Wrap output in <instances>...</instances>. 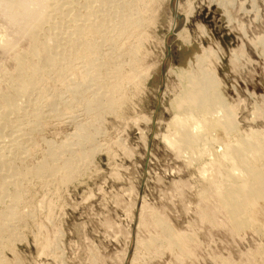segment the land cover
Wrapping results in <instances>:
<instances>
[{
    "label": "rangeland",
    "instance_id": "1",
    "mask_svg": "<svg viewBox=\"0 0 264 264\" xmlns=\"http://www.w3.org/2000/svg\"><path fill=\"white\" fill-rule=\"evenodd\" d=\"M89 1L63 0L67 13L53 21L66 28L75 14H86ZM139 3L147 5L141 10ZM134 11L142 13L143 27L124 43L128 50L141 44L136 58H120L127 82L122 104L95 122L94 153L72 179L63 182L58 174L48 186L34 177L25 183L20 240H7L4 256L10 264H126V258L129 264H264V0H137ZM0 32L11 33L5 22ZM29 39L16 49L26 53ZM3 56L1 80L14 70ZM73 80L46 85L49 94L63 93L60 116L32 134L35 140L22 149L29 156L18 166L46 159V140L73 139L75 119L86 118L83 106L71 103ZM226 149L235 163L226 162ZM218 164L231 171L239 165L255 182L254 221L243 211L237 181L223 177ZM158 222L177 232L179 247Z\"/></svg>",
    "mask_w": 264,
    "mask_h": 264
},
{
    "label": "bare ground",
    "instance_id": "2",
    "mask_svg": "<svg viewBox=\"0 0 264 264\" xmlns=\"http://www.w3.org/2000/svg\"><path fill=\"white\" fill-rule=\"evenodd\" d=\"M62 1L0 0V24L5 22L11 32L8 35H4L5 33L0 35V56L4 55L3 57H5L6 55L7 57L9 55L11 58L9 66L14 67V70L8 68L6 73H3L2 80L0 79V87H2L0 89V102H3L0 103V205L4 206L0 211V264H10L3 253L7 249L4 246V244H8L6 241L10 240L11 237H14V240L16 238V241L19 239L17 223L18 221L20 223L21 219L24 218L19 207L24 193L29 191L27 190L29 188L25 187V183L29 178L34 177L42 180L48 186L50 180L58 174H63V182L68 181L72 179L71 177L75 172H78L80 165L87 158L92 157L94 153L92 148L97 144V136L95 135H98L99 130L96 123L101 122L105 114L115 112L125 98L124 90L127 82L122 78V71L126 63H121V59L123 60L122 57L126 54L132 59L136 58L140 49L141 43L133 46V48L131 46L129 50L125 46V40H128L132 29L143 27V20L140 18L142 13L140 14L139 11L132 12L137 0H90L87 3L89 10L86 14L72 15V19L68 20L70 25L68 24L66 28L59 26L62 24L59 22L61 16L67 13H64L66 9L62 6ZM145 5L147 4L140 6L139 3V6L142 7L141 10ZM175 16L180 19L177 11ZM54 19L60 20L54 22ZM47 25L49 27L45 31L46 34H40L41 29ZM180 25L182 26V19ZM180 30L181 27L177 33ZM18 35L19 37H17ZM96 37H99L100 41L95 40ZM21 38H31L28 42L31 48L29 47L30 49L26 53L16 49L21 43ZM106 43L109 46L110 55L101 49ZM24 51L26 50L24 49ZM106 56L111 58L108 59ZM82 60L86 63L83 67L79 66L81 70L79 68L80 71L74 74L73 70L77 69V65ZM1 68H4V65H0V71ZM68 79L70 82L74 79L73 84L68 86V90L75 97L74 100L71 99L73 100L71 103L81 104L83 106L81 111L86 118L78 120L80 117H77L75 119L77 121L73 120L75 121L73 139H68L67 142L65 141L66 143L55 145L46 140L45 143L49 147L46 159L31 168L27 166L25 168L21 164L19 165L22 167L18 166L17 163L21 158L25 161L29 156L22 149L25 144H30L35 140L32 134L38 132L48 120L47 118L60 116L59 106L63 104V93L60 91L59 94H56L55 91L53 94H49V91L47 92L45 89L47 88L46 85L50 81L64 84L69 82ZM50 95L54 96V100L51 102H49L51 100ZM79 108L81 107L79 106ZM183 151L195 159L190 149L184 148ZM225 154L226 162L235 163L237 161L232 149H228ZM26 155H28L27 158ZM221 159H218L219 162ZM226 162L225 164H227ZM218 165L220 167H217V170L222 171L223 177L237 181L242 196L246 198L241 203L243 211L247 216L250 215L249 217L254 221L255 212L253 209L257 203L255 182L247 178L246 174L239 169L241 168L239 165L237 168L234 164L232 171L230 166ZM216 166L213 167L216 168ZM225 167L229 169L227 170ZM216 172L218 173V171ZM62 181L61 183H63ZM6 200H9L7 205L5 204ZM158 224L164 226L166 223L158 222ZM259 226H261L260 223ZM167 228L165 231L166 240L179 247L177 232L168 225ZM182 234L183 238L186 234ZM153 242L156 241L151 240L147 244L150 245ZM127 256L131 258L130 253Z\"/></svg>",
    "mask_w": 264,
    "mask_h": 264
},
{
    "label": "water",
    "instance_id": "3",
    "mask_svg": "<svg viewBox=\"0 0 264 264\" xmlns=\"http://www.w3.org/2000/svg\"><path fill=\"white\" fill-rule=\"evenodd\" d=\"M171 7H172V11H173L174 15H176V11H175V7H174V5L172 4ZM180 27H181V25H180L179 27H177L173 32L167 34L166 39H165V43H166L167 46H168L169 38H170L172 35H175V34L177 33V31L179 30ZM164 66H165V62H163V66H162L163 74H164ZM163 88H164V82L162 83V87H161V90H160L161 92H162ZM159 103H160V95H159V101H158V104H159ZM131 253H132V250H131V252H130V256H131ZM128 263H129V260L127 259L126 264H128Z\"/></svg>",
    "mask_w": 264,
    "mask_h": 264
}]
</instances>
